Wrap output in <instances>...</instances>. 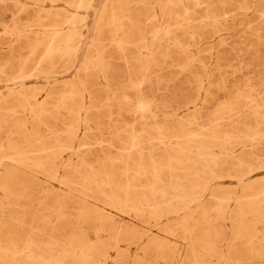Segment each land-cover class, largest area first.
Listing matches in <instances>:
<instances>
[{"label":"rangeland","instance_id":"374dc122","mask_svg":"<svg viewBox=\"0 0 264 264\" xmlns=\"http://www.w3.org/2000/svg\"><path fill=\"white\" fill-rule=\"evenodd\" d=\"M0 264H264V0H0Z\"/></svg>","mask_w":264,"mask_h":264},{"label":"bare ground","instance_id":"6f19581e","mask_svg":"<svg viewBox=\"0 0 264 264\" xmlns=\"http://www.w3.org/2000/svg\"><path fill=\"white\" fill-rule=\"evenodd\" d=\"M156 175V174H155ZM194 196V195H193Z\"/></svg>","mask_w":264,"mask_h":264}]
</instances>
